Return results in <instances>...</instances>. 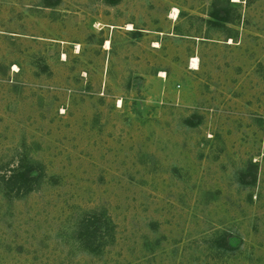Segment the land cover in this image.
<instances>
[{
    "label": "rangeland",
    "instance_id": "374dc122",
    "mask_svg": "<svg viewBox=\"0 0 264 264\" xmlns=\"http://www.w3.org/2000/svg\"><path fill=\"white\" fill-rule=\"evenodd\" d=\"M51 1L0 0V264H264V0Z\"/></svg>",
    "mask_w": 264,
    "mask_h": 264
},
{
    "label": "trees",
    "instance_id": "16d2710c",
    "mask_svg": "<svg viewBox=\"0 0 264 264\" xmlns=\"http://www.w3.org/2000/svg\"><path fill=\"white\" fill-rule=\"evenodd\" d=\"M47 6L55 5V2L51 0H46ZM215 20H221L222 22H229L228 17H221L220 15L214 13ZM6 184L10 189L16 190V192H30L34 186V184L38 181V177L34 174V169L31 164L27 165V163H20L16 168L12 169L10 176L5 180ZM98 217H95V221H97L96 229L100 228L98 224ZM87 228V227H85ZM88 230V229H86ZM96 230L95 232H97ZM93 233V237H96L97 233ZM87 234V233H86Z\"/></svg>",
    "mask_w": 264,
    "mask_h": 264
},
{
    "label": "bare ground",
    "instance_id": "6f19581e",
    "mask_svg": "<svg viewBox=\"0 0 264 264\" xmlns=\"http://www.w3.org/2000/svg\"><path fill=\"white\" fill-rule=\"evenodd\" d=\"M109 47V42L107 41L106 42V48H108ZM196 66H197V60L196 59H193V61H192V68L193 69H196Z\"/></svg>",
    "mask_w": 264,
    "mask_h": 264
}]
</instances>
